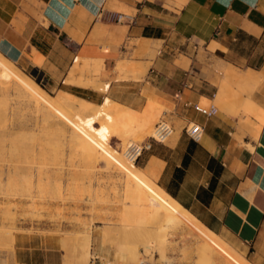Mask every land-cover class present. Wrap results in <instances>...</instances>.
<instances>
[{
    "label": "crops",
    "instance_id": "0c3cea01",
    "mask_svg": "<svg viewBox=\"0 0 264 264\" xmlns=\"http://www.w3.org/2000/svg\"><path fill=\"white\" fill-rule=\"evenodd\" d=\"M118 12L135 22L117 21ZM0 53L95 104L109 97L141 112L145 89L173 132L142 152L139 167L249 264H264V0H0ZM78 57L80 66L101 60L103 75L76 72ZM124 59L146 70L133 78L119 68ZM229 73L253 83L257 118L196 109L215 107ZM190 122L203 126L198 141L184 131ZM44 244L54 245L16 234L15 263L60 264Z\"/></svg>",
    "mask_w": 264,
    "mask_h": 264
},
{
    "label": "rangeland",
    "instance_id": "374dc122",
    "mask_svg": "<svg viewBox=\"0 0 264 264\" xmlns=\"http://www.w3.org/2000/svg\"><path fill=\"white\" fill-rule=\"evenodd\" d=\"M1 56L10 66L0 60V71L6 72L0 74V264H17L13 259L16 234L53 242L54 245L43 247L54 248L60 264H77L70 238L85 234L92 238L87 264L94 257L99 260L97 264H106L105 259L111 264H139L140 260L161 264L153 260L158 257V244L155 242L152 255L144 251V244L156 239V229L167 225V218L172 222L166 229L163 264H238L239 258L249 263L224 240L222 245L209 239V231L198 220L180 213L172 217L160 210L139 229L125 226L126 176L112 154L119 153L126 159L124 152L130 144L147 140L155 124L167 121L163 116L165 108L156 100L157 103L151 101L145 89L142 93L147 100L139 108L141 112L119 103L117 108V102L108 97L98 104L94 114L78 120L72 110H62L54 104L49 109L36 107L28 96L15 89L13 77L32 78L52 97L68 91L62 86H50L39 70ZM80 62L78 57L74 63L76 72L83 74L92 69L94 77L103 75L99 71L101 60L92 67L86 60L81 66ZM119 68H127L133 78L146 70L132 59H124ZM65 81L75 82L69 78ZM91 83L96 84L94 80ZM108 84L96 85L105 90ZM222 84L226 90L217 93L215 108L233 114L242 110L247 120L261 111L248 105L254 88L252 82L240 84L236 75L229 73L223 75L219 88ZM109 102L113 107H109ZM150 105L152 114L148 113ZM134 164L139 167L137 160ZM101 228L119 232L120 239L96 240V231ZM117 244L123 248L136 246L137 258L126 262L115 260Z\"/></svg>",
    "mask_w": 264,
    "mask_h": 264
},
{
    "label": "bare ground",
    "instance_id": "6f19581e",
    "mask_svg": "<svg viewBox=\"0 0 264 264\" xmlns=\"http://www.w3.org/2000/svg\"><path fill=\"white\" fill-rule=\"evenodd\" d=\"M76 58L77 57H75L74 61L76 60ZM0 60L3 64L10 66L7 60L5 61V59H2L1 54H0ZM0 74L5 75L6 72L2 70L0 71ZM23 77H25L23 78L24 80L21 78H19L20 79L19 80L16 77H13L15 89L18 90L20 93L28 96L31 99V101L36 105V107L49 109L51 105L54 104L56 108L62 110H64V108L66 110L67 109L72 110L76 114L77 119L79 120L83 116L94 114L96 108H98L99 106L98 104H95L91 101L61 91L60 94H58V96L56 97L49 96L46 93V91L32 78L28 76H23ZM22 80L23 82L26 81L27 84L21 82ZM111 102H109L110 104H108L110 105L109 107H113L111 106ZM107 103H108V99H107ZM116 107L119 108L118 103ZM106 108L108 109V107ZM124 153H125L124 156L127 157L126 158L127 160L121 157L119 153L112 154L113 156L112 158L115 160L118 168L122 170L126 176L127 183L125 187V200H127L128 202H127V206L125 204L124 207V214L126 217L124 220V222L126 223L125 226H127L128 228L133 227V229L134 228L139 229L142 226H144V224L147 223L149 219L157 216L160 210H163L166 214L172 217L173 215H175V213H180V215L182 214L183 217L185 216V218H191L194 219L195 221L197 220L179 203H177L166 191L160 188L155 183V181L151 176L146 174V172H144L140 167L134 164L133 162L134 158L133 156H129L127 154V149ZM175 216H177V214ZM170 222H172V219L167 218V225H160L156 229L155 231L156 236L154 237L156 239L151 241L150 240L146 241V243L144 244V248H145L144 251H146L150 255H152V252L156 249L155 242L158 244L157 247L158 257L153 260L161 264L165 262V255L163 254V251L167 241L166 229L168 227V223ZM95 235H96V240L97 238L113 239V241L116 242L120 239L119 232H115L114 230L108 228H101L97 230ZM207 235L209 239L215 242H220L222 245L224 244L218 235L211 233L210 231L207 233ZM70 239H71L72 250L75 256L78 257L77 264H87V259H88L89 250L91 246V239H92L90 238V235L85 234L81 237L74 236ZM114 253H115V257L117 258V259L115 258V260H120L122 262L136 259L139 254L136 246H134L133 248H123L121 244H117V248L115 249ZM105 261L106 264H111L110 262H108V260L105 259ZM237 261L238 264H249L245 262L243 258H239ZM139 264H152V263L145 260H140Z\"/></svg>",
    "mask_w": 264,
    "mask_h": 264
},
{
    "label": "built area",
    "instance_id": "2783aa9c",
    "mask_svg": "<svg viewBox=\"0 0 264 264\" xmlns=\"http://www.w3.org/2000/svg\"><path fill=\"white\" fill-rule=\"evenodd\" d=\"M117 21H124L128 24H133L135 22L134 16L127 12H118L115 16ZM75 59V57H74ZM198 111H202L206 116H210L216 113L215 107H210L208 110H202L201 108L196 106ZM185 133L195 141H198L203 134V126L190 122L184 127ZM173 129L169 122L165 120H160L154 127V132L152 135L148 137L147 140L141 143L130 144L127 147V154L129 156H133L134 162L138 159V157L142 154L143 151L151 148L152 142L163 143L168 140V138L172 135ZM98 258L94 257L91 260V264H97Z\"/></svg>",
    "mask_w": 264,
    "mask_h": 264
}]
</instances>
